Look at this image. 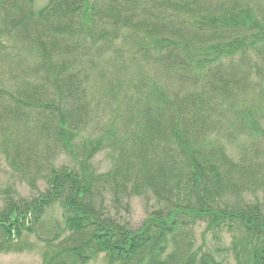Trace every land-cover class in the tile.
<instances>
[{
  "label": "trees",
  "instance_id": "1",
  "mask_svg": "<svg viewBox=\"0 0 264 264\" xmlns=\"http://www.w3.org/2000/svg\"><path fill=\"white\" fill-rule=\"evenodd\" d=\"M35 4L0 0V77L9 73L0 81V150L23 180L47 189L2 208L0 252L35 235L59 204L68 237L44 242L42 264H88L100 254L108 264H222L220 252L264 264V211L218 204L264 175L256 149L264 148V0ZM111 46L117 67L101 71L96 91L79 66H99ZM221 132L258 143L234 162L212 142ZM102 151L115 163L98 175L89 165ZM57 152L75 166H52ZM104 185L115 200L149 190L164 202L132 229L94 198ZM197 222L215 240L229 234V247L194 249Z\"/></svg>",
  "mask_w": 264,
  "mask_h": 264
},
{
  "label": "rangeland",
  "instance_id": "2",
  "mask_svg": "<svg viewBox=\"0 0 264 264\" xmlns=\"http://www.w3.org/2000/svg\"><path fill=\"white\" fill-rule=\"evenodd\" d=\"M45 4L46 0H36L35 8L40 9L45 6ZM117 46L123 47L118 44V42L114 46L115 49ZM114 51V48L111 46L100 54L97 58L101 59V63L97 67L96 64L86 65V60H83L79 66V68L82 66L81 69H85L86 73H83L82 76L87 74V79L93 84L96 91L101 89V71L111 73L110 71L114 70L115 72L114 68L117 66L112 62ZM92 54L95 53L93 52ZM94 62H96V60H94ZM114 72L112 74H114ZM117 76L121 78L127 75L124 72H121V74L119 72ZM8 78L9 73H6L5 76L0 77V81L3 83L5 82L3 80H7ZM11 82H14L13 78ZM95 93L98 94V92ZM107 115L108 114H106L105 117ZM222 133L223 132L215 135L212 142H216V145L222 146L226 156L234 162L240 163V160L244 159L245 155H252V148L250 146L252 143H258L255 141L252 142L249 138L244 136L236 135V133H233L232 136ZM256 149L258 150L257 160L264 163V159L260 156L264 152L263 144L261 143V145L256 146ZM114 163L115 161L112 155H110V152L102 151L94 156L89 166L96 174L100 175L110 172ZM73 165L75 166V163L71 156L59 154L57 152L56 155L52 157V166L56 168L61 166L71 168ZM22 177L23 176L10 168L0 150V211H2V208L9 200L31 201L33 199L35 200L40 194L46 191L47 185L42 180L36 179L35 182L32 183L28 179L23 180ZM249 178L250 186L246 190L238 193V195H235L236 193L232 191L229 192L228 195L221 196V198H219L220 201H218L219 207L229 210L234 207L235 203H241L243 205L258 204L261 210L264 211V175L258 177L252 176ZM163 193L164 192L161 191L162 195ZM94 196L98 203H102L109 217H113L118 221L128 222L132 229L141 227L148 215L152 211L159 209L164 202L160 197H156L153 192L149 190L147 192L143 191L138 196L130 195L128 198L126 195H121L117 197L118 200H115L108 185H104V187L101 186L98 193H94ZM206 229V222H197L190 228V236L192 237L194 249L203 246V244L206 246L204 249L209 251H213L215 248L223 250L229 247L231 241L229 234L221 231L216 237L217 240H215L214 235L210 234L211 232H207ZM61 230H63L61 208L59 204H56L46 210V214L42 219V225L35 235L25 234L18 243H14V246H11L10 252H0V264H42L46 249V244L44 242L48 241L49 244L54 240V242L51 243V246L54 247L59 241L65 240L68 237L67 235H63ZM57 235H59V237L55 239ZM215 258L221 261L222 264H235L232 255L228 252H220L216 254ZM88 264L108 263L105 256L100 254Z\"/></svg>",
  "mask_w": 264,
  "mask_h": 264
}]
</instances>
